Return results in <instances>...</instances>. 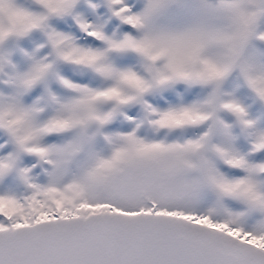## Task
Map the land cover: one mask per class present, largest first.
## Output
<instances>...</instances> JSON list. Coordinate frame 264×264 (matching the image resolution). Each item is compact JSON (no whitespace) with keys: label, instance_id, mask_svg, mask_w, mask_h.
I'll return each mask as SVG.
<instances>
[{"label":"snow or ice","instance_id":"1","mask_svg":"<svg viewBox=\"0 0 264 264\" xmlns=\"http://www.w3.org/2000/svg\"><path fill=\"white\" fill-rule=\"evenodd\" d=\"M0 264H264V0H0Z\"/></svg>","mask_w":264,"mask_h":264}]
</instances>
